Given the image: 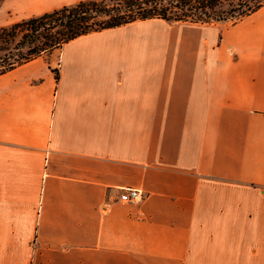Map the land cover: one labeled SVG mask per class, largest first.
<instances>
[{
    "label": "crops",
    "instance_id": "0c3cea01",
    "mask_svg": "<svg viewBox=\"0 0 264 264\" xmlns=\"http://www.w3.org/2000/svg\"><path fill=\"white\" fill-rule=\"evenodd\" d=\"M79 1L0 0V28ZM0 264H264V3L0 74Z\"/></svg>",
    "mask_w": 264,
    "mask_h": 264
},
{
    "label": "trees",
    "instance_id": "16d2710c",
    "mask_svg": "<svg viewBox=\"0 0 264 264\" xmlns=\"http://www.w3.org/2000/svg\"><path fill=\"white\" fill-rule=\"evenodd\" d=\"M264 0H83L0 28V50L20 34L14 51L0 55V74L69 40L136 20L235 22Z\"/></svg>",
    "mask_w": 264,
    "mask_h": 264
},
{
    "label": "built area",
    "instance_id": "2783aa9c",
    "mask_svg": "<svg viewBox=\"0 0 264 264\" xmlns=\"http://www.w3.org/2000/svg\"><path fill=\"white\" fill-rule=\"evenodd\" d=\"M142 193L137 188H124L121 189L118 199L123 202H134L141 198Z\"/></svg>",
    "mask_w": 264,
    "mask_h": 264
},
{
    "label": "rangeland",
    "instance_id": "374dc122",
    "mask_svg": "<svg viewBox=\"0 0 264 264\" xmlns=\"http://www.w3.org/2000/svg\"><path fill=\"white\" fill-rule=\"evenodd\" d=\"M19 38H20V34H18L13 41L5 44L3 47H6V48L0 50V55H3L4 53H9V51H14V49H15L14 45L18 41Z\"/></svg>",
    "mask_w": 264,
    "mask_h": 264
}]
</instances>
